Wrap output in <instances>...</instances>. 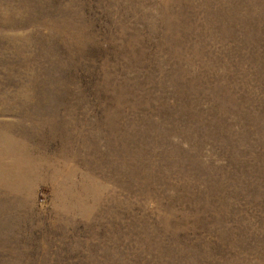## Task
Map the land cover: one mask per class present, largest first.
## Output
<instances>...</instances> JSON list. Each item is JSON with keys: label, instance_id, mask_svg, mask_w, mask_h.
Instances as JSON below:
<instances>
[{"label": "rangeland", "instance_id": "1", "mask_svg": "<svg viewBox=\"0 0 264 264\" xmlns=\"http://www.w3.org/2000/svg\"><path fill=\"white\" fill-rule=\"evenodd\" d=\"M0 264H264V0H0Z\"/></svg>", "mask_w": 264, "mask_h": 264}]
</instances>
